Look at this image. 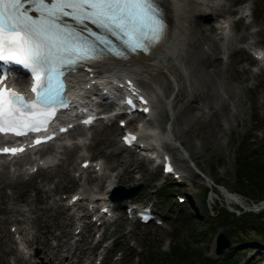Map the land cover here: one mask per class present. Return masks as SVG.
I'll list each match as a JSON object with an SVG mask.
<instances>
[{"label":"rangeland","instance_id":"obj_1","mask_svg":"<svg viewBox=\"0 0 264 264\" xmlns=\"http://www.w3.org/2000/svg\"><path fill=\"white\" fill-rule=\"evenodd\" d=\"M186 1L189 6L188 17L191 22L187 36L184 38L185 41L187 40V45L186 54L182 56L185 67V69H181L183 75L176 71L178 88L172 99L173 116L170 121V131L180 140L194 164L203 173L212 177L215 182L223 184L227 191H230L231 197L226 201L223 197L225 194L220 191L221 189L219 190L214 184L195 173L187 165V160L183 159L182 155H178L177 150L172 148V152L177 154V156H173L174 160L184 170L183 178L188 180L187 177L192 176V182L184 187L186 193L188 189L191 191L187 194L194 206V212L192 210L189 212L187 206L190 201L188 199L182 202L180 206L174 203V196L171 193L181 191L179 184L175 186L170 177H165L164 179L158 178L160 184L156 186L151 180L156 177L157 168L154 167L153 172L150 173L143 170L141 159L133 158L132 155H124V153H119L116 157L113 152L118 148L117 142L112 143L110 135H106L103 130L96 132L94 135L96 143L91 140L94 142H90L85 147L86 151L91 155L101 156L102 166L106 167V170L113 169L117 173L121 169L117 183L130 184L133 181H142L143 187L138 188L132 198L153 199L161 213L167 215V223L169 221L168 227L134 224L116 214L115 220L110 223L111 227L106 228L113 230L109 233L114 237V240L111 239L109 248L105 250L101 264H117L118 261V264H122L126 260L133 262L132 258L136 259L135 264H204L199 258H195H197L199 249H207L210 234L216 224L222 221L227 223L225 231L228 236L232 239H238L232 242L233 248L228 250L231 256H238L234 264H257L252 252L253 245L249 244L254 240L264 242V218L256 216L253 212L254 209H250L249 206L251 202L264 197V190L258 191V184L238 186L236 181L239 179L237 177L240 169L239 158L246 154L245 152L253 157L249 160L251 165H263L264 70L256 62V68L253 71L249 69L247 72L241 59L248 61L250 60L249 56L244 49L237 46L241 41L240 34L252 37L264 44V15L261 13L264 0H251L250 2L251 6L253 4L254 11L253 24H256L257 29H252L244 22L238 21L230 27L229 35L226 38L227 44L218 39L217 33L208 29V23L199 19L202 17L200 12L194 15L193 4L190 0ZM237 1L239 0H223L224 4L227 3L229 7ZM260 8L261 10H259ZM213 11H216L215 6ZM202 41L209 42V51H203ZM213 44H216V65H208V62H213V59L210 58ZM220 53L228 54L227 60L218 69V55ZM146 71L143 69L140 73L150 75ZM160 75L158 74V76ZM169 78L172 80L171 77ZM246 79H251V81ZM164 88L168 91L169 84L164 82ZM154 108H160L158 115L155 116V122L161 126L166 118V113L161 105L154 106ZM144 123L147 124L148 122L144 121ZM105 128L108 129V133L113 130L112 138L116 141L114 125ZM236 149L240 150L237 154L235 153ZM233 157L235 158L234 162ZM63 161H68L67 163L71 164L69 160H62L61 163ZM114 162H118L116 166L113 165ZM131 165L134 167H129ZM134 171L139 172L137 177L134 176ZM85 174L90 175L89 171ZM3 178L4 176L1 174L0 181ZM72 178L69 170L65 169V165L58 164L48 172L36 173L27 181H13L15 190L11 194L0 192V264H8L13 259L16 261L15 257L21 254L13 249L14 242L6 233L8 220L18 219V226L22 228L21 239L30 248L32 245H38L39 254L44 261H46L44 257L47 251L51 249L48 247L51 239L65 243L62 239V233H65L66 236L69 235L73 226L72 218L64 215L59 208L60 206H54V201L46 193L50 192L36 188L35 181L52 180L50 182H53L54 193H56L50 194L53 198L54 195L59 197L57 193L60 189H70L77 184ZM98 179V177L91 181L86 179V187L90 188L91 183H96L97 189L101 190L102 185L98 186ZM241 182L249 183L245 179L239 181V183ZM251 182L254 183L255 181ZM162 185H167L171 189V193L164 192L161 189ZM208 187L212 189V192H208L206 200L202 201L204 190ZM21 188L23 192L18 194L17 189ZM231 191L238 194H233ZM48 199L51 200L48 201ZM111 205L116 209L117 206L119 208V203L115 200L111 202ZM20 210L26 213L21 214ZM118 211L117 209V213ZM210 211L212 213H207ZM253 215L256 216V220L249 218ZM23 222L29 226V231L32 232L33 238L31 240L26 238L29 232H25L21 226ZM123 225L124 227H131L128 230L123 227L121 230ZM251 225L253 226L251 227ZM257 225L258 228L256 229ZM130 238H134L133 245L127 243ZM246 238L248 240H242ZM76 244L80 246V252L77 249H74L73 252L66 248L70 255L74 253L73 259L76 253L79 254L78 260L74 259V262L82 259L88 251V249L83 248L80 242ZM67 245L72 249V242L67 240L65 247ZM169 245H175L177 251L184 252L185 256L178 260H175L174 256H170L171 260H168V255L163 254L168 251ZM24 249L26 248L24 247ZM43 249L44 251H41ZM116 249L120 250V255L116 260H111L110 255ZM58 251L55 247L54 251L50 252L52 256L47 258V262L51 258H55L56 262L53 264H58V259L62 260L61 256L57 255ZM186 253H190L193 259H187ZM62 254L66 253L62 252ZM225 254L224 251L221 255L225 256ZM227 257L229 256L227 255ZM30 258V254L23 252L24 264H33Z\"/></svg>","mask_w":264,"mask_h":264},{"label":"snow or ice","instance_id":"obj_2","mask_svg":"<svg viewBox=\"0 0 264 264\" xmlns=\"http://www.w3.org/2000/svg\"><path fill=\"white\" fill-rule=\"evenodd\" d=\"M165 28L156 0H0V133L40 131L56 105L62 106L70 72L104 60L105 53L124 58L109 37L127 52L149 53L161 44ZM6 65L29 74L27 93L8 83L14 73ZM2 151L15 155L24 149Z\"/></svg>","mask_w":264,"mask_h":264},{"label":"bare ground","instance_id":"obj_3","mask_svg":"<svg viewBox=\"0 0 264 264\" xmlns=\"http://www.w3.org/2000/svg\"><path fill=\"white\" fill-rule=\"evenodd\" d=\"M201 2L203 3V1H201ZM173 3H174L175 20H176L175 34H174V37H173V41L175 40V42L172 41V43L170 45H168V46L164 47L163 49H161L160 55L156 59H152L150 61H140V62H137V63L131 65V66L127 65V64H124V65L121 64L123 66L124 71H128L130 73V77H132L134 80H137V75L140 76V77H146L147 76V74H145V73H140V71L143 70V69L147 70L146 71L147 73L152 72L153 74L157 72V68H161L164 72L165 71L166 72H169V71L171 72V65H173L172 62L174 60H177V62H175V63L179 64L178 61L182 57V55L179 53V50L182 47L184 38L187 36V30L190 27L191 19H189V17H188V7L189 6H188L186 0H173ZM201 14L202 13H200V15ZM166 53H170V55H171V60L169 62H167V63L163 60V56ZM109 64H111V63H109ZM102 65H106L107 66L108 63L102 64ZM112 65L120 66V63L112 64ZM172 77H173V74H172ZM152 82L154 84L157 83L156 81H153V80H152ZM145 87L148 88V91H150V92H155L156 94L159 93L158 91L153 89L152 86H149V87L145 86ZM147 130H148V138L160 139V138L165 136V138H162V139H166V141H169L170 139H175L172 136L171 131H169L171 133V134H169V135H171V137L168 138L167 137L168 136V134H167L168 131L167 130H164V132L163 131H159L158 132L159 134H157V133H155L154 126H152V125L148 126ZM116 175L117 174H115L114 177H116ZM113 180H114V178H111V181H113ZM111 181H107L109 183V185L112 184ZM221 191L226 196L231 197V193L230 192H229L230 195H228L227 191H223V190H221ZM51 256H52V254H50V256L48 258H50Z\"/></svg>","mask_w":264,"mask_h":264},{"label":"trees","instance_id":"obj_4","mask_svg":"<svg viewBox=\"0 0 264 264\" xmlns=\"http://www.w3.org/2000/svg\"><path fill=\"white\" fill-rule=\"evenodd\" d=\"M251 162L249 160H247V157L244 156L241 160H240V169L238 171L237 177L242 176V179H245L246 181H248L250 184H258L259 188L258 191L264 190V187L261 188V186H264V164L263 165H251ZM261 166V167H260ZM257 167V168H256ZM256 168V169H255ZM262 169V170H261ZM240 181V180H238ZM251 181H255L254 183H252ZM257 191V189H256ZM257 191V192H258ZM170 253L172 256H176L177 258H182L183 256H185L184 252L181 251H177V247L175 245H172V248L170 250ZM187 255V253H186ZM168 260H171V257L168 258ZM225 264H233V263H225Z\"/></svg>","mask_w":264,"mask_h":264},{"label":"water","instance_id":"obj_5","mask_svg":"<svg viewBox=\"0 0 264 264\" xmlns=\"http://www.w3.org/2000/svg\"><path fill=\"white\" fill-rule=\"evenodd\" d=\"M255 204H264V200L257 201ZM226 228V223H222L218 225L211 238H210V249L209 253H201L200 256L204 258V260H212L219 256V254L223 251L224 247L230 243L229 238L224 234V229Z\"/></svg>","mask_w":264,"mask_h":264}]
</instances>
